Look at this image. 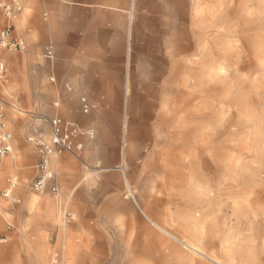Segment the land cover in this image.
Segmentation results:
<instances>
[{
	"label": "rangeland",
	"instance_id": "374dc122",
	"mask_svg": "<svg viewBox=\"0 0 264 264\" xmlns=\"http://www.w3.org/2000/svg\"><path fill=\"white\" fill-rule=\"evenodd\" d=\"M20 2V13L29 6L31 20L52 18L54 25L44 35L31 25L17 28L12 21L25 50L7 56L8 74L0 85L5 129L12 134L7 158L14 155L15 164L9 170L1 166L0 191L7 179L18 182L10 199H0V264H212L149 224L124 182L118 181L119 170L103 173L102 168L121 163L122 92L129 79L130 94L138 100L128 118L129 187L138 203L154 195L167 204L157 215L162 228L181 239L176 223L186 210L205 207L210 198L217 209L212 222L219 239L232 219V197L216 198L211 177L200 191L192 189L194 181L176 185L168 176L162 177L159 161L175 131L162 114L163 105L170 109L175 101L189 99L194 125L190 147L207 154L214 150L234 155L240 165L236 179L244 180L245 191H251L247 199L264 194V0H137L128 57V13L120 9L127 8L129 0ZM196 3L200 16L194 21ZM182 33L190 47L169 60ZM47 47L54 55L52 63L45 58ZM175 61L180 68L173 73ZM189 61L197 63L193 71L188 69ZM82 97L91 107L88 114L81 111ZM115 114L119 123L113 120ZM54 115L80 128L82 150L59 156L69 163L63 175L54 177L57 194L35 192L22 185L23 179L36 176V148L28 139L36 133L45 140L50 128L43 121ZM89 133L94 150L86 155ZM40 196L54 208L55 221L28 206L27 200ZM178 200L190 207L184 208ZM65 213L72 217L69 223ZM142 225L152 237L146 243L138 242ZM210 227L197 241L206 253L218 255L219 239H211ZM251 229L253 235L246 240L253 239L258 255L264 257L263 240L258 237L264 230L262 214L258 213Z\"/></svg>",
	"mask_w": 264,
	"mask_h": 264
},
{
	"label": "bare ground",
	"instance_id": "6f19581e",
	"mask_svg": "<svg viewBox=\"0 0 264 264\" xmlns=\"http://www.w3.org/2000/svg\"><path fill=\"white\" fill-rule=\"evenodd\" d=\"M200 1H204V0H200ZM19 3L21 7V10H20L21 12L22 6H21L20 0H19ZM199 5L200 4L196 3L192 7L193 13L191 15L193 16L194 21L195 19L197 20L198 17L200 16V13L198 11ZM28 7L29 6H26V8L24 9L22 13L19 12L20 13L19 15L17 14H15L16 16L13 15L15 16L14 19L13 17L11 18V21L15 20L17 28H23L25 26L31 25L36 31H39L41 34H44V35L48 31L53 30L54 22L52 18L50 20L45 19V20H40V21H33L30 19ZM105 7L111 8L108 5H106ZM120 11L121 12L127 11L128 13V24H127V34H126L127 44H126V49H125L126 56L128 57L132 49L131 41L133 38L132 37L133 20L135 19V13L138 12L137 0H129L128 7L124 9H120ZM54 18H55V14H54ZM18 37H20L23 40V37L21 36H18ZM29 37L32 41H34V38L36 36L34 33H31ZM182 42H186V43L184 44ZM60 45L61 43H58V42L56 43L57 48H59ZM189 47L190 45L187 44V38L185 37V35L183 33L179 34L177 38L175 39V43H174V52H173L174 55L169 54V60H172L173 57L175 56L185 53L189 49ZM26 60H28V64L30 65L29 59H26ZM173 63H174L173 73H176V71L178 70V68H180V66H179V63L176 61ZM196 64L197 63L194 61H189L188 69L193 71L194 70L193 67ZM128 81L124 82L125 85L123 87V92H122L123 93V103H124L123 104L124 113H123V121H122V143H121L122 159H120L121 163H118L117 167H104L102 168L103 169L102 172L106 173V172L111 171L112 169L119 170L121 174H118L116 177L118 178L119 182L121 183L124 182L125 188L127 189V193H129V197L135 202L136 207L139 209L141 213L140 215H142V217H144V219L149 224H151L153 227H155L158 231H160L164 235H167L173 240L180 242L188 250H190L193 254L195 253L196 256L204 257L212 264H264V257H261V255H258L255 249V245L253 243L254 240L253 239L246 240L247 237H250L253 235L251 225H252L253 220L257 217L258 213L264 216V194L257 195L252 201H249L247 199L248 193L251 191L249 192L245 191L247 190L246 189L247 183L244 182V180L240 181L236 179L240 171V168H239L240 165H239V159L237 158L234 159L233 157L234 155L227 157L224 154L225 151H214V150L207 154L205 153L207 151L204 152L196 148L192 149L190 147V142L193 139L192 130H193L194 125H193V116L191 114V110L189 109L190 101L187 98H185L184 100L177 101V102L175 101L174 103L170 105V109H168L165 105H163L162 107L163 116L170 119V125L175 129V131L173 132L174 135H172V137L170 138L171 146L164 149L163 154H162V156L164 157L161 156L163 160L159 161L162 164L160 166V169L162 168L161 171L165 174L162 177L165 178V176L166 177L168 176V178L172 179V181L176 183V185L183 184L188 181H189L188 183L192 184L194 181V184L192 185V189L194 191H200L204 187L206 189L207 183H205L204 180L208 176L211 177L214 183V188L217 192L216 198L231 195L232 205L229 207V209L231 211L232 219L227 220V224L224 230L222 231L221 237L219 239L218 237L219 231L216 228V226L213 225V222H212L214 218L212 215L217 209L213 206V203H212L214 198L212 199L210 198L209 200H206L205 207L196 208V209L191 208L190 210L191 212L189 210L187 212L186 210L183 216V219L179 220V222L176 223V231H178L177 233L179 234V231L182 233V234H179L181 235V239H178L173 234H170L169 232H167L164 228H162L157 223V220H158L157 215L159 214L160 210L163 209L167 205L165 204V202H163L162 200H159L154 195H147V198L144 199V202H142V204L136 201V198L133 195L132 190L129 187V178H128V171H129V168L132 170V163L129 162V164L126 165L125 157L126 155H129V152H130L129 151V136L130 135L128 134L130 131V123H129L128 118L132 114L133 106L138 102V100H137V97H135V95L131 96ZM112 103L117 104V105L119 104V102L116 103V101H113ZM117 116L118 115L115 114V116L113 117V120L116 122H118L119 120V117ZM42 119L44 120V117ZM43 122L44 124L46 123L48 126V123L46 120H44ZM111 122L113 121L111 120ZM50 134L51 133L49 129V135L45 137L46 138L45 140L49 139ZM90 135L92 136V134L90 133L86 134V137H87L86 155H91L94 150L92 141H91L92 138ZM111 145L114 146L113 144ZM233 150L235 151V148ZM207 157L211 158L210 162L206 161ZM225 158L226 159L229 158L231 160L226 161ZM4 159H6V161H4V164L2 161V164L0 165V173H1L2 165H4V169L6 168L7 170L14 167L15 165L13 161L14 155L10 156L9 158L6 157ZM197 159H200L199 163H195V162L194 164L191 163V160L196 161ZM68 163H69V160L63 161L59 159V156H52L49 158V171L53 177L57 175L58 176L63 175L64 172L66 171V167L68 166ZM191 166H193V170ZM191 170L193 173L192 175H190ZM186 171L188 172V174L186 173L188 175L187 178H185V175L183 174ZM231 177H232V180L231 182H229ZM20 191H22V188L20 189ZM178 201L180 202V200ZM1 202L2 201H0V205H1ZM27 203L31 209H34L32 208L33 206L36 207L37 213H39L42 216L47 217L51 221H55L57 219L54 208L51 206V204L49 203L46 197H43V196L31 197L29 200H27ZM180 203L181 205L184 206V208L190 207V205H188L189 204L188 202L185 203L184 201ZM250 219H253V220L250 221ZM139 222H140L139 224H142V221L139 220ZM208 224L211 225L210 231H209L211 239H219V243H218L219 254L218 255H215L212 253L208 254L200 247L199 239H202L201 237L208 231L207 230ZM243 224H246L247 228L242 227ZM61 237H62V254L65 255V249H66L65 247V243H66L65 227L62 228ZM258 237H260L263 240L262 245H263V252H264V230H262L259 233ZM151 239L152 237L147 230V226L142 225L141 230L139 232V236H138V242L143 241L146 243L147 241H150ZM197 239L199 241H197ZM213 245L215 244L213 243Z\"/></svg>",
	"mask_w": 264,
	"mask_h": 264
},
{
	"label": "built area",
	"instance_id": "2783aa9c",
	"mask_svg": "<svg viewBox=\"0 0 264 264\" xmlns=\"http://www.w3.org/2000/svg\"><path fill=\"white\" fill-rule=\"evenodd\" d=\"M20 10L19 0H0V85L8 74V67L1 56L12 55L23 51L25 48L24 41L15 35V28L11 21L13 15L18 14ZM45 58L50 63L53 62L54 56L51 47L45 49ZM79 103L83 114H88L91 107L86 99L80 98ZM4 119V103L0 98V165L3 159L10 154L12 148V134L5 129ZM47 123L51 133L48 140L42 139L36 133L28 139V142L36 148V176L31 181L23 179L22 185L35 192L48 190L51 194H57L58 188L54 184V177L49 171V158L79 152L82 145L78 142V138L82 136V133L76 124L67 122L57 115L47 118ZM17 186V180L7 179L6 188L0 191V199H10L11 192ZM13 202L18 203L16 200H13ZM64 219L70 221L72 217L69 213H65Z\"/></svg>",
	"mask_w": 264,
	"mask_h": 264
},
{
	"label": "crops",
	"instance_id": "0c3cea01",
	"mask_svg": "<svg viewBox=\"0 0 264 264\" xmlns=\"http://www.w3.org/2000/svg\"><path fill=\"white\" fill-rule=\"evenodd\" d=\"M7 56H9V55H2L1 56V59L7 64V62H6V59H7ZM54 56V55H53ZM8 65V64H7ZM58 116V115H57ZM37 162V161H36ZM34 168H35V166H34ZM54 184L56 185V183H55V181H54ZM13 201V200H12ZM16 201H18L19 202V200H16ZM71 221V220H70ZM70 221H67V223H69ZM3 242H5V240H2Z\"/></svg>",
	"mask_w": 264,
	"mask_h": 264
}]
</instances>
